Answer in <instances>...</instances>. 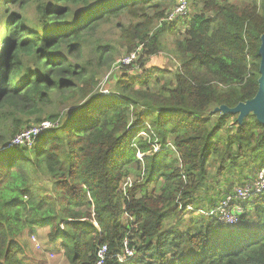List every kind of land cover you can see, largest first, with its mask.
Returning a JSON list of instances; mask_svg holds the SVG:
<instances>
[{
  "label": "trees",
  "instance_id": "obj_1",
  "mask_svg": "<svg viewBox=\"0 0 264 264\" xmlns=\"http://www.w3.org/2000/svg\"><path fill=\"white\" fill-rule=\"evenodd\" d=\"M186 3L169 19L178 0H0V264H26L20 235L40 228L67 264H93L103 244L106 264H119L125 238L135 253L124 264H264V191L237 202L234 225L182 220L187 206L206 209L233 191L211 190L219 173L247 167L241 184L264 164L255 115L215 111L257 92L264 0ZM106 25L121 55H139L102 94L118 53L97 34ZM166 31L175 69L131 76L164 49ZM44 120L55 125L31 144L8 145Z\"/></svg>",
  "mask_w": 264,
  "mask_h": 264
},
{
  "label": "rangeland",
  "instance_id": "obj_2",
  "mask_svg": "<svg viewBox=\"0 0 264 264\" xmlns=\"http://www.w3.org/2000/svg\"><path fill=\"white\" fill-rule=\"evenodd\" d=\"M29 14L30 16H33L32 11H30ZM5 19L6 16H0V46H2L1 43L2 30H3V22L5 21ZM176 26L178 27V25ZM97 34L99 37H102L104 40L109 41L110 43L115 45L118 51V53L115 56L114 63L111 65L109 70L103 73L102 77L100 78V82L107 75L106 79L102 82V84H100L99 82L97 88L99 92L101 88H107L110 91L113 87L115 79L122 72L121 66L119 68L116 67L117 61L125 54L124 53L122 55L120 54L121 49L117 46V41L115 40V29L113 27L109 25L103 26L99 29ZM174 37H175L174 33H170L168 31L164 32L163 35L161 36L164 49L161 52L157 53L156 55L151 56L149 60L145 61L143 65L145 69L144 72H142V69H140L141 67L132 68L131 70H129L130 75L135 77L142 76V78L145 79L146 77L145 72L153 70V68H160V66H162L165 69L166 73L169 75V73H171L177 66V62L174 60L175 56L173 54V52H175ZM83 44H84V52H83L84 58H88L93 52L94 46L91 41H85ZM4 136L5 138H9L10 135L9 133H7V131H4ZM225 137H226L225 133L222 132L220 140L225 139ZM216 168L218 167L216 166L215 169ZM253 168L254 167H252V169ZM241 170L228 168L223 173H219L217 178H212L211 190H214V192L216 193L219 192V195L221 196V193H223V190L228 184L234 183V186L238 185L244 176L251 173L247 167H243V169ZM210 172L211 174L215 173V171L212 170H210ZM226 181L228 183H226ZM43 186L46 185L44 184ZM46 189H49V187L47 186ZM208 193L211 194L210 192ZM219 199L220 197H218L216 203L217 201H219ZM206 210L207 208L198 210L197 208L191 209V207L189 208V206H187L186 211L183 213L182 220L186 225H188L193 216L202 214L203 216L208 217L205 215ZM125 217H127L126 214H123V218ZM173 224H174L173 220L168 221L166 228H170ZM179 228L183 229L184 227L180 226ZM31 235H34L36 241L40 244L39 248L36 247L32 242V239H30ZM45 235H46V228H40L37 234H30L28 236L22 233L20 235V239L22 244L24 243L23 245L25 247V253L22 254L20 257L24 259L26 264H67L62 249L57 248L55 245L49 244L46 240Z\"/></svg>",
  "mask_w": 264,
  "mask_h": 264
},
{
  "label": "built area",
  "instance_id": "obj_3",
  "mask_svg": "<svg viewBox=\"0 0 264 264\" xmlns=\"http://www.w3.org/2000/svg\"><path fill=\"white\" fill-rule=\"evenodd\" d=\"M178 6L169 15L170 18H175L177 15H184L186 13V0H178ZM139 55V50H133L117 61L116 67L119 68L122 65L132 64ZM107 75L103 78L102 82L106 79ZM100 92L102 94H109L110 91L107 88H101ZM55 125L48 120L41 121L39 124H33L27 128L21 130L16 134L8 145H20V144H31L37 135L44 132ZM32 140V141H31ZM31 141V142H30ZM153 150H157V146H154ZM137 157L141 159L142 154L137 153ZM264 191V164L261 168L256 169L254 175L244 181L243 183L234 187L233 191L226 194L219 202L207 208L205 215L214 216L220 222L228 225H234L238 222V214L242 212V207L237 203L240 201H245L255 196L260 195ZM190 208V206H189ZM126 216H128L126 214ZM32 242L36 247H40V244L36 241L34 235H31ZM135 251L133 247H129L128 240L125 238L122 244L121 252L116 254V262L119 264H124L128 258L134 255ZM110 256L107 252V245L103 244L96 250V258L93 264H106Z\"/></svg>",
  "mask_w": 264,
  "mask_h": 264
},
{
  "label": "water",
  "instance_id": "obj_4",
  "mask_svg": "<svg viewBox=\"0 0 264 264\" xmlns=\"http://www.w3.org/2000/svg\"><path fill=\"white\" fill-rule=\"evenodd\" d=\"M260 46L258 54L260 56L258 89L256 94L244 102L237 103L234 107L221 105L215 108V111H220L222 114H237V120L240 122L247 114L252 113L257 120L264 125V33L260 36Z\"/></svg>",
  "mask_w": 264,
  "mask_h": 264
},
{
  "label": "crops",
  "instance_id": "obj_5",
  "mask_svg": "<svg viewBox=\"0 0 264 264\" xmlns=\"http://www.w3.org/2000/svg\"><path fill=\"white\" fill-rule=\"evenodd\" d=\"M160 67H162V66H160Z\"/></svg>",
  "mask_w": 264,
  "mask_h": 264
}]
</instances>
